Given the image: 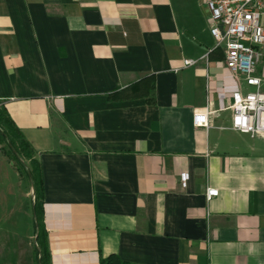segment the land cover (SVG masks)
<instances>
[{"label": "crops", "instance_id": "obj_1", "mask_svg": "<svg viewBox=\"0 0 264 264\" xmlns=\"http://www.w3.org/2000/svg\"><path fill=\"white\" fill-rule=\"evenodd\" d=\"M207 15L200 0H0V106L40 168L50 264H264V137L230 129L248 88ZM32 200L0 153V264H36Z\"/></svg>", "mask_w": 264, "mask_h": 264}, {"label": "built area", "instance_id": "obj_2", "mask_svg": "<svg viewBox=\"0 0 264 264\" xmlns=\"http://www.w3.org/2000/svg\"><path fill=\"white\" fill-rule=\"evenodd\" d=\"M207 11L208 29L216 48L224 54V66L234 80H242L247 91L231 94L230 129L264 137V0H200ZM193 62L184 60L183 66ZM211 114L206 108L193 114L194 127L208 128ZM186 177L182 178L185 181ZM206 189L205 199L217 196Z\"/></svg>", "mask_w": 264, "mask_h": 264}, {"label": "trees", "instance_id": "obj_3", "mask_svg": "<svg viewBox=\"0 0 264 264\" xmlns=\"http://www.w3.org/2000/svg\"><path fill=\"white\" fill-rule=\"evenodd\" d=\"M142 84V85H141ZM144 83H136L113 93L114 99H131L142 96L146 90ZM0 153L15 167L18 173L30 184L33 200L31 204L34 223V251L36 264H50L47 237L43 226V182L40 168L30 145L10 119L3 106H0ZM99 264H129L117 255L100 258Z\"/></svg>", "mask_w": 264, "mask_h": 264}]
</instances>
